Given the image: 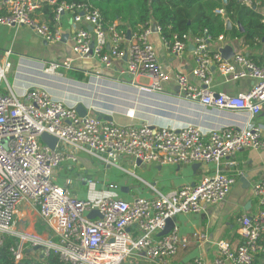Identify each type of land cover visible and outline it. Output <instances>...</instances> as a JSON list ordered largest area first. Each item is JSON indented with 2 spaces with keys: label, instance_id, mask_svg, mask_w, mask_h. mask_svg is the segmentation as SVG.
<instances>
[{
  "label": "built area",
  "instance_id": "2783aa9c",
  "mask_svg": "<svg viewBox=\"0 0 264 264\" xmlns=\"http://www.w3.org/2000/svg\"><path fill=\"white\" fill-rule=\"evenodd\" d=\"M237 1L252 7L251 0ZM45 4L53 7L51 24L37 17ZM260 12L264 15V5ZM64 13L70 14L79 25L71 37L72 51L79 58L95 59L101 69L109 70L113 59H123L126 55L124 66L115 70L119 78L129 80L138 92L163 90L168 76L161 70L155 48L148 39L152 24L141 33L129 31L128 37V31L119 28L118 21L105 25L100 10L85 2L0 0V25L25 26L47 43L63 39L60 24ZM215 13L224 15L222 9H216ZM189 41L193 43L194 61L190 74L198 81L191 82L189 74L178 72L175 75L178 91L188 100H197L204 109L211 107L246 115L244 126L203 129L192 123L179 128L133 121L118 124L95 116V111L107 113L108 110L96 106L93 98L84 105L86 115L80 116L76 105L54 98L42 85L30 86L21 96L3 93L1 84L6 80L11 50L2 53L0 246L6 236L16 238L9 248L15 264L22 261L25 248L42 259L54 254L64 264H125L140 258L166 264L179 249L189 245L188 237L180 236L175 224L168 233L159 235L167 219L177 214L200 213L223 201L237 181V175L224 167L234 164L233 158L241 150H264L263 129L256 123V116L264 111V55L259 62L240 52L224 58L219 50L210 48L209 35L194 38L174 35L171 41L162 38L172 55H180ZM123 43H127L126 48L122 47ZM71 62L69 58L49 61L41 70L61 85H78L84 80L66 77ZM215 72L226 79L251 78L256 83L250 90L236 95L214 92L209 87ZM84 73L88 78L93 73L94 82L101 78L97 70ZM138 77L149 82H138ZM136 96L140 95L136 93ZM126 115L132 119L134 111L128 110ZM43 133L57 138L53 149L40 140ZM79 153L106 166L119 167L117 160L124 156L134 164L137 161L158 165L201 163L214 168L196 183L165 194L158 192L153 198L138 196L124 201L105 194L81 199L68 188L70 180L61 185L54 176L56 168L65 162L78 163ZM106 187L112 190L118 185L109 183ZM251 190L264 205V178L256 181ZM25 205L36 212L48 227V233L15 229L18 213ZM92 210L100 216L88 217ZM238 222L241 244L232 248L228 240L219 241L211 264H251L254 255L262 249L259 240L264 233V208L253 215H241ZM131 229L138 234L133 236ZM35 247H38L36 251ZM194 264L204 263L195 259Z\"/></svg>",
  "mask_w": 264,
  "mask_h": 264
},
{
  "label": "crops",
  "instance_id": "0c3cea01",
  "mask_svg": "<svg viewBox=\"0 0 264 264\" xmlns=\"http://www.w3.org/2000/svg\"><path fill=\"white\" fill-rule=\"evenodd\" d=\"M40 12L41 10L37 13L38 18ZM227 22L229 20H226L225 24ZM229 24L228 30L234 25L233 23L231 25L230 22ZM60 26L63 31V39L55 43H47L25 26L7 27L0 25V58L6 49L12 50L8 59L6 80H3L1 84L3 93L13 92L21 96L30 86L42 85L54 98L60 99L68 105L81 103L84 106L86 102L78 98L80 96L64 94L60 90L64 85L59 84L58 81L55 82L53 77L42 72L41 67L44 63L69 58L72 61V69L75 68L83 72L97 70L101 74L115 73V70L124 66V58L113 59V67L109 70L101 69L100 64L95 59L79 58L72 51L71 40L72 34L79 25L72 21L70 14L64 13L61 16ZM21 32H24L25 35L19 36ZM240 32H243L242 27H240ZM263 38L257 39L254 45L249 46L245 43L243 36L235 37L234 34L227 32L221 40L217 38L210 42V48L219 50L224 45H228L233 49L234 54L240 52L259 62L264 55ZM148 39L153 44L158 63L168 79L164 82L161 92H151L138 97L136 96L137 89L129 83V80L125 79L119 86L126 89L120 92L123 99L128 102L126 106L120 109L114 108L117 112L105 108L108 110L107 114L112 115L113 122L123 124L133 121L175 128L192 123L203 129L219 128L223 125L242 127L246 124L248 118L242 113L216 110L211 107L204 109L197 100H188L178 91L175 80V75L178 72L189 74L191 82L196 83L198 81L196 77L190 74L194 65L192 41L188 42L186 50L180 55H172L166 50L159 32H152ZM126 44L123 43L122 47L126 48ZM30 50H32L31 54H29ZM23 58L35 63L40 62L39 76L33 77L34 72L29 73L28 71L19 73L17 60ZM140 78H136V81ZM93 79L94 74L92 73ZM145 79L149 82L147 78ZM255 83L256 81L251 78L226 79L215 72L209 90L236 95L250 90ZM128 110L134 111L132 119L126 115ZM256 123L262 126L264 134V111L256 116ZM78 159V163L65 162L56 168L54 176L55 182L61 185H65L66 181L70 180L71 183L68 184V188L71 193L81 199L96 198L105 194L114 195L124 201H130L138 196L153 198L158 192L165 194L177 190L183 185L196 183L204 174L210 173L214 168L213 165L201 163L199 166H195L197 163L158 165L136 162L134 164L124 156L117 160L119 167L106 166L97 163L96 160L84 153H79ZM233 160L235 163L225 166L224 170L232 175H237V181L223 201L206 207L200 213L177 214L175 216L178 233L182 237H188L189 245L179 249L175 257L168 259L167 262L170 264H194L195 259H200L204 264H211L217 255V243L219 241L228 240L232 248L241 244L239 217L256 214L264 208V205L259 203L258 198L252 194L251 190L256 181L264 178V150H241L234 156ZM88 161L92 162L93 166L86 168L85 165H90ZM242 177H245L243 181H241ZM82 178L91 180L92 183L89 184ZM107 182L118 185V190L107 189ZM35 220L38 221L36 212L25 205L18 213L16 224L18 223L19 227L15 229L36 232ZM131 231L133 236L138 234L135 229H131ZM30 252L34 254L32 251ZM125 264L161 263L149 262L140 258L125 261Z\"/></svg>",
  "mask_w": 264,
  "mask_h": 264
},
{
  "label": "trees",
  "instance_id": "16d2710c",
  "mask_svg": "<svg viewBox=\"0 0 264 264\" xmlns=\"http://www.w3.org/2000/svg\"><path fill=\"white\" fill-rule=\"evenodd\" d=\"M57 2L69 4L85 2L90 7L100 10L105 25L118 21L119 28L131 33H141L155 23L160 36L166 41H171L174 35H187L190 38L209 35L211 41H215L218 36L225 37L229 32L235 37L243 36L245 43L252 46L257 39L261 40L264 37L262 21L264 15L260 12L264 0H252V7L237 0H57ZM216 9H222L224 16L215 13ZM52 12L53 7L45 4L38 14L41 22L51 24ZM226 20H229L231 25L234 24L229 30L226 29ZM240 27L243 28V32H240ZM67 75L79 81L88 80L83 71L75 68L69 69ZM111 111L115 109L111 108ZM15 241L16 238L12 236L5 237L0 246V264H15L9 250ZM259 242L262 249L254 255L251 264H264V233L261 234ZM33 255L25 248L21 262L64 264L54 254L44 259Z\"/></svg>",
  "mask_w": 264,
  "mask_h": 264
},
{
  "label": "rangeland",
  "instance_id": "374dc122",
  "mask_svg": "<svg viewBox=\"0 0 264 264\" xmlns=\"http://www.w3.org/2000/svg\"><path fill=\"white\" fill-rule=\"evenodd\" d=\"M24 32H21L19 36H24ZM12 51V50H11ZM32 50L29 51V54H31ZM19 61V63H18ZM40 62H32L28 59H21L17 60V70L20 74L23 73V71H28L29 73L34 72V76L40 75ZM67 78H70L68 75H66ZM94 80V79H93ZM91 77L88 78V80H84L78 85L68 84L64 83L62 86V90L64 94L69 96H80V98L83 102H86L88 99L93 98L96 106L99 108H115V107H122L124 108L126 104L128 103L126 100H123V96H121L120 92H122L125 88L119 86V84L123 83L125 81L124 78H119L115 73L111 74H101V78L94 82ZM139 82L146 83L147 80L145 78H140L138 80ZM126 90V89H125ZM141 92V91H140ZM138 92L140 96H143L144 92ZM113 96V97H112ZM95 163V162H94ZM88 164L85 165L87 168L88 166H93V163L88 161ZM95 165H97L95 163ZM98 167V166H97ZM100 168H102V165H100ZM107 184H109L107 182ZM112 190H118L116 187H113ZM37 219V218H36ZM36 221V220H35ZM18 224V223H17ZM15 225L14 227H19L18 225ZM35 231L36 233L42 234V233H48L49 229L48 227L42 222V220L38 217V221H36L35 224ZM34 256V255H33ZM163 264V263H161ZM166 264H170V262H167Z\"/></svg>",
  "mask_w": 264,
  "mask_h": 264
},
{
  "label": "water",
  "instance_id": "95a60500",
  "mask_svg": "<svg viewBox=\"0 0 264 264\" xmlns=\"http://www.w3.org/2000/svg\"><path fill=\"white\" fill-rule=\"evenodd\" d=\"M229 22L226 23V28L228 29L229 28ZM152 32H157V25L155 23H152ZM127 36L129 37L130 36V32L128 31L127 32ZM263 41H264V38H263ZM219 52L221 53V55L224 57V58H229L231 56L234 55V51L233 49L228 46V45H224L223 47H221L219 49ZM124 59L126 58V55H124L123 57ZM101 71V69H100ZM102 72V71H101ZM76 111L78 112V114L80 116H85L87 111L86 109L84 108V106L81 104V103H78L75 107ZM95 116L98 118V119H102V120H105V121H108V122H112L113 121V117L111 114H107L103 111H95L94 112ZM40 140L45 143L47 146H49L51 149H53L55 147V144L57 143V138H55L54 136H51V135H48L46 133H43L41 136H40ZM137 163H140L139 161H137ZM195 166H199V163L195 164ZM245 177H242L241 178V181L244 180ZM92 216H100L98 214L97 211L95 210H92L88 213V217H92ZM175 224V217H172L171 219H167L166 221V225L164 227V229L159 233V235H164L166 233H168L170 231V229L173 227V225ZM38 247H35L34 248V251L37 250ZM40 258L42 259L43 257L40 256ZM17 264H24L23 262H19Z\"/></svg>",
  "mask_w": 264,
  "mask_h": 264
},
{
  "label": "bare ground",
  "instance_id": "6f19581e",
  "mask_svg": "<svg viewBox=\"0 0 264 264\" xmlns=\"http://www.w3.org/2000/svg\"><path fill=\"white\" fill-rule=\"evenodd\" d=\"M131 201V200H130Z\"/></svg>",
  "mask_w": 264,
  "mask_h": 264
}]
</instances>
